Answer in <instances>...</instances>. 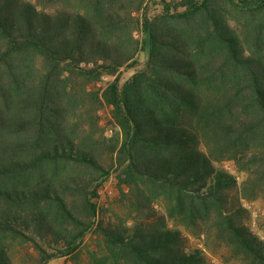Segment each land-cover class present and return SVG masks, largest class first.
<instances>
[{
	"label": "trees",
	"instance_id": "1",
	"mask_svg": "<svg viewBox=\"0 0 264 264\" xmlns=\"http://www.w3.org/2000/svg\"><path fill=\"white\" fill-rule=\"evenodd\" d=\"M111 175L118 210L96 201ZM256 197L264 0H0V264L15 246L34 264H264L240 204Z\"/></svg>",
	"mask_w": 264,
	"mask_h": 264
},
{
	"label": "rangeland",
	"instance_id": "2",
	"mask_svg": "<svg viewBox=\"0 0 264 264\" xmlns=\"http://www.w3.org/2000/svg\"><path fill=\"white\" fill-rule=\"evenodd\" d=\"M153 8H156L153 6ZM136 34V33H135ZM139 60L142 62L144 61V55L142 53H139L138 55ZM133 69L128 70H121V78L124 80L127 78L131 73ZM102 81L104 82H97V87H103L105 85L106 81H109L112 79L111 76H103ZM97 115L99 117V124L103 127L104 135L110 136L114 132L119 131L118 126L114 123L111 113L109 111V107L103 106L99 108L97 111ZM218 165L223 166L225 169H227L232 175L236 177V180L238 182H241L243 178L245 177V174L242 172H238L234 166V164L229 160H223L218 163ZM107 184V186H110L112 188V193L108 196H104L102 198H97L96 201L101 205L104 206H110L112 208H115V210H118L117 207H115L113 204L114 201L118 198V190L115 186L114 178L112 175L104 181L101 185L97 187L99 189L102 185ZM96 189V190H97ZM111 204V205H110ZM241 206L247 211V218L243 221L244 224L248 227L250 232L257 235L259 239L264 241V198L262 197H256L253 199H240ZM159 204H154V207L157 209H161V206L159 207ZM162 210V209H161ZM110 213H106L108 216ZM168 223L170 226H174L173 220H168ZM178 228L182 230V232L187 236V246L188 247H198L204 250L206 256L212 260L215 263H221L223 261L222 255H228L227 251L223 248L216 249L215 240H205L204 234H200L199 236L193 235L189 232V230H186L183 226L178 225ZM94 236L92 234H89L86 239L85 243H88L89 245L94 244ZM208 245V247L206 246ZM214 246V247H213ZM11 260L12 262H18L19 264H34V259L36 257V253L32 250L30 246H15L14 250L12 251ZM47 264H70V261L68 260V257H60V258H53L51 259ZM225 264H238V262L231 260L228 263Z\"/></svg>",
	"mask_w": 264,
	"mask_h": 264
},
{
	"label": "built area",
	"instance_id": "3",
	"mask_svg": "<svg viewBox=\"0 0 264 264\" xmlns=\"http://www.w3.org/2000/svg\"><path fill=\"white\" fill-rule=\"evenodd\" d=\"M112 193V188L107 186V184L102 185L99 189L96 190L97 198H102L108 196Z\"/></svg>",
	"mask_w": 264,
	"mask_h": 264
}]
</instances>
